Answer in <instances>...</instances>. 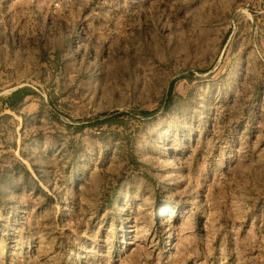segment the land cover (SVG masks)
I'll use <instances>...</instances> for the list:
<instances>
[{
    "label": "rangeland",
    "instance_id": "1",
    "mask_svg": "<svg viewBox=\"0 0 264 264\" xmlns=\"http://www.w3.org/2000/svg\"><path fill=\"white\" fill-rule=\"evenodd\" d=\"M0 264H264V0H0Z\"/></svg>",
    "mask_w": 264,
    "mask_h": 264
},
{
    "label": "crops",
    "instance_id": "2",
    "mask_svg": "<svg viewBox=\"0 0 264 264\" xmlns=\"http://www.w3.org/2000/svg\"><path fill=\"white\" fill-rule=\"evenodd\" d=\"M12 99V101L13 102H15L16 101V99H18V93L17 94H15V95H13V98H11Z\"/></svg>",
    "mask_w": 264,
    "mask_h": 264
}]
</instances>
